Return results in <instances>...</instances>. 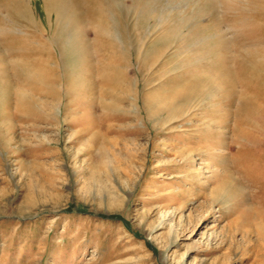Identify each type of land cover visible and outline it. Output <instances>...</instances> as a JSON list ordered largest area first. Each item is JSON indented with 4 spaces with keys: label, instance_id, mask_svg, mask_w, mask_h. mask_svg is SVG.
Listing matches in <instances>:
<instances>
[{
    "label": "rangeland",
    "instance_id": "374dc122",
    "mask_svg": "<svg viewBox=\"0 0 264 264\" xmlns=\"http://www.w3.org/2000/svg\"><path fill=\"white\" fill-rule=\"evenodd\" d=\"M0 264H264V0H0Z\"/></svg>",
    "mask_w": 264,
    "mask_h": 264
},
{
    "label": "bare ground",
    "instance_id": "6f19581e",
    "mask_svg": "<svg viewBox=\"0 0 264 264\" xmlns=\"http://www.w3.org/2000/svg\"><path fill=\"white\" fill-rule=\"evenodd\" d=\"M56 1H58V0H56ZM61 1V0H60ZM53 3V2H52ZM54 3H56V2H54ZM58 4V3H57ZM48 7H50V6H48ZM51 7H52V5H51ZM55 8V7H54ZM57 8H58V6H57ZM58 16V15H57ZM252 69V68H251ZM255 69V67L253 68V70ZM256 70V69H255ZM254 70V72H253V74L255 75L256 74V71ZM249 71H251V70H249ZM252 72V71H251ZM250 72V73H251ZM223 190V189H222ZM226 191V190H225Z\"/></svg>",
    "mask_w": 264,
    "mask_h": 264
}]
</instances>
